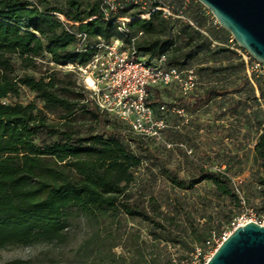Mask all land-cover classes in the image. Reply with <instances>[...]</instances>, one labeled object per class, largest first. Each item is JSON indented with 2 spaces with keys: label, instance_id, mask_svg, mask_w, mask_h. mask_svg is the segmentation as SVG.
I'll list each match as a JSON object with an SVG mask.
<instances>
[{
  "label": "trees",
  "instance_id": "1",
  "mask_svg": "<svg viewBox=\"0 0 264 264\" xmlns=\"http://www.w3.org/2000/svg\"><path fill=\"white\" fill-rule=\"evenodd\" d=\"M201 7L196 0L189 4L154 0L147 12L149 20L112 25L107 22L143 14L123 7L107 12L104 0H0V249L60 239L73 216L103 219L120 214L149 223L184 251L196 242L201 226L189 209L174 202V212L184 214L192 231L190 240L174 230V219L164 217L154 199L135 200L131 188L145 170L143 158L130 148L135 140L122 138L118 132L122 122L99 110L77 73L59 68L86 67L98 44L118 40L128 48L134 46L137 57L149 66L162 61L167 72H194L202 80L229 74L234 79L232 87L210 86L178 97L180 110L198 112L213 100L243 97L244 91L259 107L258 95L264 101V78L254 76L253 84L245 74L247 66L254 70L256 61L226 31L208 27ZM54 14L67 21L53 18ZM80 34L88 37L82 53L77 52ZM24 91L33 94L35 102L12 104ZM149 93L147 104L155 116L163 104L162 91L151 88ZM239 105L240 101L231 110ZM257 132L253 166L264 172L263 120ZM159 175L184 192L211 184L215 199L231 198L236 207L241 205L233 183L238 174L231 168L203 166L189 180L167 167ZM258 188L264 199V177ZM212 233L222 232L204 235L203 246Z\"/></svg>",
  "mask_w": 264,
  "mask_h": 264
},
{
  "label": "rangeland",
  "instance_id": "2",
  "mask_svg": "<svg viewBox=\"0 0 264 264\" xmlns=\"http://www.w3.org/2000/svg\"><path fill=\"white\" fill-rule=\"evenodd\" d=\"M155 1L166 4L175 2ZM153 2L154 0H125L121 4L128 12L137 10L147 15ZM185 2L189 4L190 0ZM201 6L208 27L216 30L221 28L211 12ZM166 11L164 14L167 16ZM120 20V24L129 23L128 19ZM226 32L234 40L232 34ZM124 50L127 51L128 47L124 46ZM244 58L249 62L247 54ZM253 68L251 70L247 66L245 74L255 84L254 76L257 79L264 78V64L255 62ZM161 69L165 70L163 63ZM190 74L193 76L192 80L190 75L184 73L180 81L159 87L163 104L156 108L152 123L145 122L141 129L122 123L118 132L122 134V138L128 136L129 140H135L130 148L143 158L145 170L137 174L136 182L131 188L135 200L143 199L148 202L154 199L164 217L174 219V230L190 240L192 231L185 225L184 214L174 212V202L189 209L195 214L196 224L201 226L199 237L192 245L198 243L199 247H203L204 235L223 232L234 220L246 214L247 210H254L253 214L264 217L263 212L259 213L264 209V199L258 188L264 172L259 166H253L259 137L257 128L259 122L264 121V101L258 95L257 107L249 101L244 91L243 97L230 95L223 100H213L198 112L180 110L176 106V100L185 96V93H201L210 86L234 85V79L229 74L222 79L210 77L204 80L196 77L194 72ZM79 83L84 86L82 78ZM238 101L240 105L233 112L231 107L236 106ZM32 102H35L34 95L27 91L19 99L11 101L12 104L23 105ZM203 166L213 170L223 166L238 174L233 177V183L241 198L240 207H236L231 198L215 199L211 184H203L194 191L184 192L174 189L170 182L159 175V170L167 167L171 171H179L182 178L189 180ZM215 218L219 219L207 224L209 219ZM219 222H223L220 227L217 225ZM185 228L187 229L184 231ZM61 236L60 239L37 243L32 247L19 245L0 249V264H191L185 261L194 260V253L188 251L191 247L184 251L169 243L166 235L156 231L149 223L124 214L116 218L105 216L103 219L73 216Z\"/></svg>",
  "mask_w": 264,
  "mask_h": 264
},
{
  "label": "built area",
  "instance_id": "3",
  "mask_svg": "<svg viewBox=\"0 0 264 264\" xmlns=\"http://www.w3.org/2000/svg\"><path fill=\"white\" fill-rule=\"evenodd\" d=\"M123 1L125 0H104V5L107 12L116 11L122 7ZM166 12L170 15L168 11ZM77 39V52L86 51L87 35L80 34ZM96 49V55L86 67L69 64L59 69L66 73H77L79 79L82 78L83 87L90 93L91 100L102 113L134 129H141L145 122L152 123L154 111L147 104L150 97L149 89L170 86L173 82L180 81L182 73L176 70L170 72L162 70V61L157 66L145 64L137 57L134 46L126 51L123 43L118 40L109 44L100 43ZM190 73L185 74L190 75L189 78L192 80L193 76ZM6 103L8 102L5 101L4 105ZM253 211L247 210L246 214L234 220L221 234L212 233V238L205 246L199 247L198 243L192 245L188 251L194 253V260L187 259L185 262L207 264L237 229L249 223L264 227V217L253 214Z\"/></svg>",
  "mask_w": 264,
  "mask_h": 264
},
{
  "label": "water",
  "instance_id": "4",
  "mask_svg": "<svg viewBox=\"0 0 264 264\" xmlns=\"http://www.w3.org/2000/svg\"><path fill=\"white\" fill-rule=\"evenodd\" d=\"M256 62L264 64V0H196ZM207 264H264V227L237 229Z\"/></svg>",
  "mask_w": 264,
  "mask_h": 264
},
{
  "label": "bare ground",
  "instance_id": "5",
  "mask_svg": "<svg viewBox=\"0 0 264 264\" xmlns=\"http://www.w3.org/2000/svg\"><path fill=\"white\" fill-rule=\"evenodd\" d=\"M162 10H164V9H162V8H158L157 9V11H162ZM52 17L53 18H60L61 20H64V21H67L66 19H65V17H63V16H60V15H57V14H54V15H52ZM139 19H147V20H149L150 19V15L149 14H147V15H141V16H138V17H136V18H134V19H130V20H127L128 22H133V21H136V20H139ZM107 22V21H106ZM120 22H121V20L120 19H118V20H116V21H113V22H107V23H110V24H112V25H117V24H120Z\"/></svg>",
  "mask_w": 264,
  "mask_h": 264
}]
</instances>
